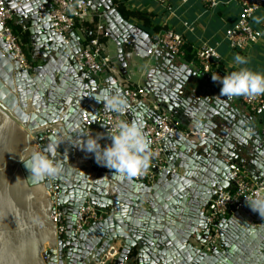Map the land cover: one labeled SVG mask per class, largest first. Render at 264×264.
I'll return each instance as SVG.
<instances>
[{
	"label": "water",
	"instance_id": "1",
	"mask_svg": "<svg viewBox=\"0 0 264 264\" xmlns=\"http://www.w3.org/2000/svg\"><path fill=\"white\" fill-rule=\"evenodd\" d=\"M3 1L27 31L31 69H20L0 40V264H101L110 245L119 248L116 263L132 252L135 264H264V216L258 211L246 205L222 218L214 243H206L204 215L214 189L230 186L229 163L264 184V135L248 119L255 117L203 83L198 70L161 55L112 0H87L118 47L119 75L103 80L76 65L79 46L65 45L53 32L46 11L39 10L45 0ZM126 42L144 61V102L129 103L122 94L119 78L127 76L131 61L122 52ZM117 93L126 105L119 111L105 99ZM153 105L200 138L168 137L164 168H152V183L96 170L94 155L79 144L81 115L98 126V115L117 113L144 127L158 118ZM99 128L107 142L106 129ZM58 140L52 155L63 171L38 182L27 178L22 160ZM85 200L104 216L75 234L71 227ZM53 206L66 218L62 239L50 219Z\"/></svg>",
	"mask_w": 264,
	"mask_h": 264
},
{
	"label": "built area",
	"instance_id": "2",
	"mask_svg": "<svg viewBox=\"0 0 264 264\" xmlns=\"http://www.w3.org/2000/svg\"><path fill=\"white\" fill-rule=\"evenodd\" d=\"M45 4L39 5L40 11H46L51 29L59 35L65 45H71V34L78 24L82 26V22L90 15V7L87 0H45ZM160 4L167 5L168 0H156ZM204 2L214 7L218 4V0H204ZM240 11L235 24L225 31L226 41L231 49L242 50L245 46L256 43L261 37L259 29L252 25L255 14L264 9V0H235ZM12 13L0 0V40L5 44L7 51L12 55V59L16 60L20 69H31V63L28 60L20 37L13 32L11 27ZM84 30V27H82ZM97 36L90 38L86 44L79 47V50L73 54L76 65L86 74L95 77L100 75L104 70L113 71L112 58L106 55L102 44L98 40V36L108 38L104 24L97 23L95 28ZM128 43V42H127ZM150 43L172 56H183L184 39L181 34L166 30L157 33L150 38ZM129 44V43H128ZM71 53L65 55L68 58ZM220 58L218 51L214 45L203 44L195 50V62L198 67L200 76L211 83L212 73L219 76L225 74L220 67ZM188 66L187 64H185ZM122 94L129 103L144 102L148 99L144 86L125 85L122 86ZM254 116L264 115V94H260L254 98L247 96L236 97ZM158 113L155 122L145 121L143 130L148 141V167L141 174L136 176H128L137 182L152 183L155 180V174L152 170L157 166L159 169L164 168L166 157L164 155L163 143L173 135L180 134L187 139H199L198 133L192 132L191 129L181 125V122L173 115L161 110L153 105ZM83 123V134L95 135L97 129L101 133L99 124L106 129L107 142L99 141L101 147L111 143L108 136V129L114 126L115 122L122 120L117 113H107L95 119L98 126H93L86 114L81 115ZM94 168L99 171L113 172L114 170L94 163ZM229 177L231 179L230 186L224 189H214V194L209 200L208 205L204 208L205 215V231L207 232L206 243H214L218 237L220 230L219 221L228 217L231 213L243 208L249 203L246 197L255 199L259 194L264 197V184L252 180L246 170L237 163H229ZM173 171V170H172ZM53 215L50 217L52 223L55 224L56 235L62 239L66 231L65 215L53 206ZM104 214L97 210L89 201L85 200L77 210L74 223L71 230L77 234L79 231L87 228L91 224L98 222L103 218ZM119 248L110 245L104 257L100 259L103 264L107 261L113 264H135L128 255L123 257L121 261L116 263L119 258ZM45 259V257H43Z\"/></svg>",
	"mask_w": 264,
	"mask_h": 264
},
{
	"label": "crops",
	"instance_id": "3",
	"mask_svg": "<svg viewBox=\"0 0 264 264\" xmlns=\"http://www.w3.org/2000/svg\"><path fill=\"white\" fill-rule=\"evenodd\" d=\"M121 1H124L125 7L128 10L137 11L147 16L152 24L149 27L145 26L144 23L137 18L130 17L126 20V22L146 33L149 36V39L157 33L172 30L181 34L184 39V43L186 42L193 51L203 44L214 45L219 54L220 67L224 70L225 74L235 70L236 66L234 65L233 57L236 54H240L241 56L247 58L248 64L245 65L246 67H249L254 71L264 73V9L257 12L253 18V26L261 32L259 40L256 43L245 46L242 50H234L229 47L226 41L225 31L232 27L238 19L240 8L235 0H218V4L214 7L208 6L204 0H168L167 5H162L156 0ZM94 18L97 19V23L104 24L98 14L90 9V15L87 19H85V22L90 24L93 22ZM83 24L84 22H82V26L78 24L71 35V43L74 46L78 45L80 47L85 41L86 31L82 30ZM11 27L12 29L15 28L17 34H27L23 25L20 24V20L14 16H12ZM93 31L96 30L93 29ZM27 43L26 48L29 54L30 49L28 48ZM100 43L104 48L105 54L112 58L113 63L111 66L113 71L106 69L94 78L103 80L109 77H118V47L109 38H106L105 42ZM108 46H113L114 48V53L112 55H109L107 51ZM122 52L124 54L130 53V59H132L133 62L134 58H138L136 54H132V52H130L129 44L127 42L123 44ZM163 53H165V51H161V55H163ZM28 56L30 57V55ZM174 59H178L180 62L187 64V67H190L193 70H198L195 60L191 62L185 61L184 55L174 56ZM149 62L152 64L153 56H150ZM134 64L138 65L140 63L137 61L136 63L134 62ZM129 65L130 67L127 69L126 78H119L121 86H143L145 70L141 67V65H138L136 69H133L135 65H133L131 61L129 62ZM198 76L199 79L206 85L217 88L218 90L220 89V83H211L206 81L199 73ZM231 100L244 113L255 117L252 120H250V118L248 119L252 126L257 128L260 133L264 135V115L254 116L236 97H231ZM98 117H100V115H98ZM97 131L99 132V129H97ZM109 264H113V262H109Z\"/></svg>",
	"mask_w": 264,
	"mask_h": 264
},
{
	"label": "clouds",
	"instance_id": "4",
	"mask_svg": "<svg viewBox=\"0 0 264 264\" xmlns=\"http://www.w3.org/2000/svg\"><path fill=\"white\" fill-rule=\"evenodd\" d=\"M235 70L223 76L212 73L213 82L220 83V96L238 97L247 96L254 98L264 94V73L254 71L245 65L248 64L246 57L236 54L233 57ZM110 108L117 111L123 109L125 100L117 93L105 97ZM110 144L101 147L99 141L103 138V133L95 135H83V140L79 143L87 153L94 155L95 161L106 168L122 176H136L141 174L148 167V141L143 131V125L139 122L117 121L111 129H108ZM60 140L55 141L47 150H33L27 159L22 160L29 171L27 178L33 182L48 177L56 176L63 171V163L55 159L52 155L56 151V146ZM247 202L254 211H258L264 216V197L259 194L255 199L246 197Z\"/></svg>",
	"mask_w": 264,
	"mask_h": 264
},
{
	"label": "trees",
	"instance_id": "5",
	"mask_svg": "<svg viewBox=\"0 0 264 264\" xmlns=\"http://www.w3.org/2000/svg\"><path fill=\"white\" fill-rule=\"evenodd\" d=\"M112 3L114 4L115 6V9L116 11L118 12V14L125 20H127L128 18L132 17V18H137V19H140L145 26L149 27L151 26L152 24L150 23L149 19L147 18V16H145L144 14H141L140 12H137V11H131V10H128L126 7H125V4H124V1H121V0H112ZM96 23H97V19L94 18L93 22H91L90 24L84 22L83 24V27H84V31H86V38H85V41L83 44H86L87 41L92 38V37H95L97 36V34L95 33V31H93V29H95L96 27ZM252 25H253V21H252ZM13 32L16 33L17 31L15 30V28L13 29ZM17 34V33H16ZM19 37H20V40L23 44H26L27 43V34L26 33H18L17 34ZM98 40L100 42H105L106 41V38H104L103 36H98ZM183 51H184V59L185 61H194L195 60V51H193L190 46L187 45V43L185 42L184 45H183ZM24 51L26 53V55L28 56L27 54V50L24 48ZM28 60L29 62L31 61L30 57L28 56ZM128 257L129 258H132L133 257V253H129L128 254Z\"/></svg>",
	"mask_w": 264,
	"mask_h": 264
},
{
	"label": "rangeland",
	"instance_id": "6",
	"mask_svg": "<svg viewBox=\"0 0 264 264\" xmlns=\"http://www.w3.org/2000/svg\"><path fill=\"white\" fill-rule=\"evenodd\" d=\"M11 22H12V20H11ZM107 51H108L109 55H110V54L112 55V54L114 53V48H113V46H108ZM27 54H28V52H27ZM28 55H29V54H28ZM254 57H255V56H254ZM137 61H139V63H140V64H138V65L144 66V61H143V60H141L140 58H134V62L136 63ZM131 62L133 63V65H135L134 62L132 61V59H131ZM30 63H31V61H30ZM138 65H135L133 69H136V68L138 67ZM125 78H126V77H125Z\"/></svg>",
	"mask_w": 264,
	"mask_h": 264
}]
</instances>
